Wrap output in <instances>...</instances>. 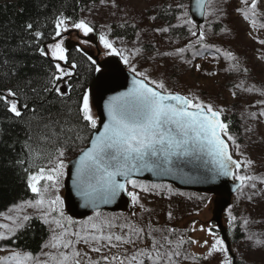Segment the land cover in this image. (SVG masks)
I'll return each mask as SVG.
<instances>
[{
  "label": "snow or ice",
  "instance_id": "obj_1",
  "mask_svg": "<svg viewBox=\"0 0 264 264\" xmlns=\"http://www.w3.org/2000/svg\"><path fill=\"white\" fill-rule=\"evenodd\" d=\"M231 2L235 4L233 12L247 24L249 37L260 46L256 59L264 63V0ZM229 4L230 0H177L175 8L169 4L163 15L177 23L152 31L171 34L169 39L177 45L172 51L161 52L153 45V54L139 43L140 32L135 33L137 44L132 48L117 47L110 38V27L100 31L104 55L118 58L131 76L126 90L104 101L103 121L94 113L91 87L77 81L73 95L72 79L79 76V65L69 60L65 46L73 31L85 38L96 32L87 19H73L60 11L53 18L51 33L40 30L38 21H26L21 25L22 35L12 32L0 37V147L16 153L3 161V167L22 172L26 191L32 194L9 207L7 213H0L4 221L0 222V242H9V246L0 247V253H5L0 255V264H237L227 238L213 226L197 228L193 223L181 233L174 227L155 226L150 220L154 209L147 206V197L166 192L171 199L177 192L170 184L138 179L145 173L181 183L214 184L230 178L238 200L250 205L264 200V173L257 174V161L245 151L251 145H264L260 131L264 128V85H249L251 70L241 58L210 42L216 34L214 28L226 21ZM111 7H119L116 0ZM193 12L204 23H197ZM150 19L156 21L157 16ZM175 29L185 30L183 43ZM220 30L225 34L231 31L226 25ZM49 36L51 40L46 42ZM76 51L86 57L89 70L103 86L105 66L84 49L77 47ZM145 51L148 57H144ZM189 53L192 59H207L211 54L218 63L221 59L227 62L225 73L239 77L230 93L233 99L238 98V91L258 97L254 104L249 99V107L255 110L247 111L245 117L250 144L242 146L230 131L226 106L204 99L196 91H177L163 74L154 76L137 66L141 58H169L191 65ZM193 67L200 71L199 64ZM16 126L21 127L22 139L21 133L13 136ZM66 180L71 181L67 197L62 194ZM123 195L134 209L129 216L102 211ZM73 196L80 208L91 210L87 219H74L65 210L66 200L71 202ZM198 199L204 207L210 202L206 196ZM226 211L228 233L233 238L239 233L248 251L262 254L264 264V231L253 230L264 224V219L238 214L232 207ZM138 213L139 219H133ZM166 215L169 221L175 219L172 210ZM145 216L149 217L146 222ZM37 227L41 232L37 251L21 247L17 241ZM197 231L210 239L188 234ZM193 247L202 251L193 252ZM236 251L239 253V248ZM239 264H248L243 254Z\"/></svg>",
  "mask_w": 264,
  "mask_h": 264
},
{
  "label": "rangeland",
  "instance_id": "obj_2",
  "mask_svg": "<svg viewBox=\"0 0 264 264\" xmlns=\"http://www.w3.org/2000/svg\"><path fill=\"white\" fill-rule=\"evenodd\" d=\"M111 2L112 0H106V3H101L100 0H97L95 3L88 5L79 12V19H87L96 28V32L90 34L89 37L85 38L79 33L80 37L94 41L102 55H104V50L99 44L98 33L100 31H106L109 27L111 29L118 27L120 30L133 29V37L130 40L129 38L119 39L114 37L115 34L110 33V38L116 41L117 47L132 48L136 45V32L141 33L139 43H141L145 49L151 50L153 54V45H155V48L160 49L161 52L172 51L173 48L177 46L169 39L171 34H157L152 31L154 27L161 25L167 26L168 23H177V21L170 16L163 15L169 4H172L173 8H175L177 0H116V3L119 5L118 8H112ZM182 2L190 3V0H182ZM234 7L235 4L230 0L228 6L229 15L220 27L214 28L216 34L211 38L210 42L217 47L232 50L236 53L241 58V61L251 70V75L248 77V84L250 85L255 82L259 87L264 85V63L256 59V56L259 54L258 50L260 46L249 37L248 26L233 12ZM153 15L157 16L156 21L150 19ZM201 23H204V21L202 20ZM121 24H123L124 27H121ZM225 25L231 29L228 34L220 30ZM183 30L184 29L173 30L175 36H181L182 43ZM74 41L80 42L75 38ZM121 41L124 43L122 44ZM80 45L86 51L92 50L91 45L82 43H80ZM143 55L144 57H148L149 52L145 51ZM188 58L192 59L190 53L188 54ZM195 64L200 65V71H197L195 67H193ZM160 65H162V67H160ZM137 66L141 70L147 68L154 76L163 74L169 86L175 87L177 91L182 93H186L189 90L196 91L202 98L212 99L218 105L226 106L229 109L226 115L234 116L237 119V130L233 135L237 137L238 142H240L242 146L250 144V141L247 139L248 133L245 132V127L248 123L245 117L247 111L255 110L249 107V99H251V103L254 104L258 97H249L247 94L239 93L237 90L238 98H232L230 93L233 90L234 83L238 81L239 77L234 74L229 75L225 73L224 68L227 67V62L223 61V59L218 63L211 59V54H209L207 59L201 57L192 59V64L189 65L169 58H157L156 61L141 58ZM210 71L218 74L214 77L206 75V73ZM260 131L264 134V128ZM245 151L252 159L257 161V174L264 173V145H251L247 147ZM176 192L177 194L173 195L171 199L167 198L166 192L161 195L147 197V206L154 209V214L150 217V220L155 226L159 227L163 225L174 227L177 229L178 233L187 232L190 225L193 223H196L197 228H199L200 225H204L205 227L213 226L211 223V209L214 202L212 197L195 195L194 193L187 192ZM179 193H183V195H179ZM201 196L209 197L210 202L207 207H204L203 202L198 199V197ZM257 199H259V197ZM169 205H171V209ZM230 207L238 214L244 212L247 216L251 213L257 220L264 219V216H262V213H264V200H260L258 205H250L245 200H238L237 193H235ZM168 210L173 211L175 219L171 221L167 219L166 213ZM132 211H134V209H132ZM4 213H7V211ZM139 216L140 214L138 213L137 217L133 219H139ZM224 217L227 221V211H225ZM148 220L149 217L145 216L144 222ZM0 222L4 221L0 219ZM253 230L257 232L264 231V224L254 226ZM188 234L193 238L201 240L210 239L206 233L199 231L195 233L189 232ZM5 246L6 244L4 242H0V247ZM231 248L233 254L237 256L238 262L240 254H243L248 264H253V262H255V264H261L262 254L248 251L247 244L241 236L231 245ZM237 248L240 250L239 253L236 251ZM192 251L199 253L202 250L193 247ZM4 254L5 253H0V255Z\"/></svg>",
  "mask_w": 264,
  "mask_h": 264
},
{
  "label": "trees",
  "instance_id": "obj_3",
  "mask_svg": "<svg viewBox=\"0 0 264 264\" xmlns=\"http://www.w3.org/2000/svg\"><path fill=\"white\" fill-rule=\"evenodd\" d=\"M97 0H0V37L8 33L23 34L21 25L26 21L37 22V27L43 30L46 34L51 33L53 30V18L58 12L63 11L65 15L72 17L73 19H79V12L83 10L89 3H95ZM39 5V7H38ZM47 5V7H45ZM125 37L132 35V31L125 30L120 32ZM18 39V36L16 37ZM49 36L48 41L50 42ZM2 42V41H0ZM15 42V40L13 41ZM69 55L70 61L78 63L79 67L76 70L79 76L73 77L72 83L74 87L73 95H76L75 89L78 88L77 81L89 85L92 78V72L89 70L90 65L85 57L80 55ZM3 79V73L0 72V81ZM3 86V84H0ZM11 86V85H7ZM226 118L231 121L230 131L235 133L237 130V119L234 116L226 115ZM13 136L17 133H21V127L16 126L12 130ZM23 138L21 133V139ZM9 139V137H5ZM17 153L20 150V145L17 144ZM16 153H10L7 149L0 147V213L7 211L13 204L19 203L22 199L31 197V193L26 191V185L21 179L22 172L16 174L9 169L3 167V161L8 157H15ZM35 223V222H34ZM40 228L37 227L35 232H30L24 236L20 241H17L21 247H26L29 250L37 251L38 242L40 241ZM228 238L231 243H234L240 238L237 233L235 238L228 233ZM6 246H9V242H4ZM239 264V262H237Z\"/></svg>",
  "mask_w": 264,
  "mask_h": 264
},
{
  "label": "water",
  "instance_id": "obj_4",
  "mask_svg": "<svg viewBox=\"0 0 264 264\" xmlns=\"http://www.w3.org/2000/svg\"><path fill=\"white\" fill-rule=\"evenodd\" d=\"M194 20L201 23L202 18L196 14L192 13ZM91 55V53H89ZM92 56V55H91ZM97 60V57H93ZM101 65L106 68L107 80L103 86H101L96 80V74L93 75L89 87L93 89V102L95 114L99 120L103 121L106 119L104 115V101L108 96L115 95L119 91L126 90L128 84L130 83L131 76L124 70L123 66L120 64L119 60L114 57L105 59L104 61H98ZM138 179L143 180L148 183H166L172 185L177 190L190 191L198 194H209L214 198L212 206V222L215 224L216 230L220 232L221 236L227 238L226 228L222 224V214L224 210L230 205V199L234 193V183L230 178H221L214 184L205 183H181L177 179L172 177H154L151 173H145L143 176L138 177ZM71 188V181L66 180L65 187L63 189V195L67 197L68 192ZM130 208V201L126 195H123L115 204L103 206L102 211L106 213H124ZM65 210L69 215H72L74 219H84L92 214L90 209H83L78 206V201L75 196L72 197V201L68 202L66 200ZM227 243L231 246L228 238Z\"/></svg>",
  "mask_w": 264,
  "mask_h": 264
},
{
  "label": "flooded vegetation",
  "instance_id": "obj_5",
  "mask_svg": "<svg viewBox=\"0 0 264 264\" xmlns=\"http://www.w3.org/2000/svg\"><path fill=\"white\" fill-rule=\"evenodd\" d=\"M113 26V25H112ZM115 29H116V33H114L115 35H114V37H117V38H119V39H121V38H123V39H128L127 37H125L122 33L120 34V32H118V27H115ZM66 35H68V34H66ZM77 36H79L80 37V35H79V33L78 32H76V31H73L72 33H71V35L70 36H68V41L66 42V44L65 45H67V46H69V47H72L71 48V50L69 51V53H72L73 55H76V53H77V55H80V56H82L80 53H78L77 51H76V48L77 47H79V48H82L81 47V45H80V42H75L74 41V38L76 39V40H82V39H85V38H82V37H80V39H77ZM131 39V38H130ZM129 39V40H130ZM70 40V41H69ZM71 40H73V41H71ZM88 40V39H87ZM89 41V43H88V45H92V43H91V40H88ZM72 44V45H71ZM83 49V48H82ZM84 51H86V50H84ZM76 55V56H77ZM83 57V56H82ZM86 58V57H85ZM108 58H110V57H106V56H104V55H102L101 53L98 55V57H97V60L98 61H104L105 59H108ZM118 59V58H117ZM119 60V59H118ZM121 64V63H120ZM122 65V64H121ZM123 66V65H122ZM123 68H124V70L125 71H127L126 70V68L123 66ZM93 75H94V72H92V77H93ZM91 80H92V78H91ZM91 80H90V82H91ZM90 82H89V84H90Z\"/></svg>",
  "mask_w": 264,
  "mask_h": 264
}]
</instances>
